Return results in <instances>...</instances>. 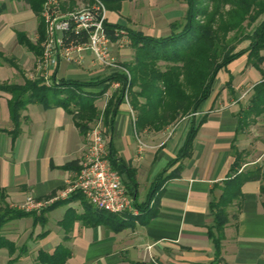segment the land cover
Segmentation results:
<instances>
[{
  "label": "crops",
  "instance_id": "0c3cea01",
  "mask_svg": "<svg viewBox=\"0 0 264 264\" xmlns=\"http://www.w3.org/2000/svg\"><path fill=\"white\" fill-rule=\"evenodd\" d=\"M185 11L181 0L123 1L119 11L108 12L107 23L161 38L171 33L170 25L181 21ZM11 15L9 22L0 23V51L16 49L17 31L29 38L24 28H14L22 27L21 14ZM124 45L112 43L113 53H118L122 64L133 54L129 53L133 51L129 38ZM19 52V70L9 65L10 76L0 78V83L23 84L24 78L36 77L37 57L25 48ZM261 54L264 56V51ZM260 70L264 72V61L258 69L245 55L234 60L219 72L224 75L216 78L209 99L196 113L160 132L136 131L133 111L125 102L119 105L111 128L104 126L102 113L114 91L109 87L95 100L100 111L97 120H101L107 149L111 148L115 158L130 170L133 185L127 177L125 184L138 214H120L106 220L108 213L97 212L85 199L72 194L45 211L41 222L27 216L5 224L1 235L14 243L16 250L9 253L0 249V264H40L36 261L38 251L49 254L57 246L68 253L64 264H152L144 260L146 246H151L155 264H264V209L259 181L245 182L241 196L227 207L228 221L216 263L214 245L208 237L213 224L210 204L218 200L224 183L233 175L234 153H242L240 171L264 161V148L249 160L254 151L260 150L261 142L255 139L257 135L249 136L239 126V110L244 108L252 87L261 81ZM107 75L86 55L81 65L60 60L51 79L87 82ZM7 99L0 94V196L14 208L29 194L36 199L53 197L74 181L85 154L87 132L82 135L72 115L63 108L33 103L21 111L19 132L12 140ZM192 124L197 130L191 156L172 166L166 174L174 173L177 167L179 171L149 197L154 180L176 157ZM68 163L72 164L66 167Z\"/></svg>",
  "mask_w": 264,
  "mask_h": 264
},
{
  "label": "trees",
  "instance_id": "16d2710c",
  "mask_svg": "<svg viewBox=\"0 0 264 264\" xmlns=\"http://www.w3.org/2000/svg\"><path fill=\"white\" fill-rule=\"evenodd\" d=\"M16 1L24 2L36 17L38 35L37 40L32 42L25 32L17 31L15 33L17 43L39 57L41 55L39 44L44 37L43 22L40 18L44 0ZM101 1L108 11L117 12L121 2L132 0ZM183 2L186 5L184 17L181 21L170 25L171 33L166 37L154 38L124 26L106 24L112 41L118 39L120 36L118 32L122 31L121 29L126 30L124 32L131 41L133 56L129 62L123 64L128 70L129 80L122 73H111L87 82L61 78L58 81L54 80L50 86H46L41 77L24 78L21 85L1 82L0 94L8 97L12 140L19 132L21 111L33 103L44 108H63L72 115L79 132L85 135L90 125L100 115L95 100L101 98L113 82H118L119 88L112 92L106 102L102 113L104 126L111 128L119 105L125 102L124 92H126L128 105L134 112L135 130L159 132L171 123L196 113L200 105L209 99L219 72L226 69L234 60L245 55L250 65L260 69L264 61V56L261 54L264 51V19L256 23L264 16V0H183ZM69 5L70 8L74 7L73 2ZM4 9V4H1L0 14ZM244 42H247V45L238 48ZM0 62L8 63L19 70L17 64L12 59L5 58L1 52ZM260 72L261 81L252 87L246 107L239 110L242 116L239 122L240 129L248 126L249 119L264 114V72L262 70ZM92 88L99 90L87 91ZM196 130L197 127L192 124L176 157L168 162L154 180L149 197L179 171L177 167L174 173L166 174L172 166L191 156ZM232 150L234 151L235 148ZM107 154L111 168L121 176L129 194V185L125 184L127 177L128 182L133 185L129 168L115 158L111 148L107 149ZM234 154L235 159L231 168L233 175L224 183L218 200L210 204L213 224L208 228V237L215 249L214 263L220 259L223 229L228 221L226 209L241 196V186L245 182H260L259 192L263 197L264 209V161L252 169L240 171L243 163L242 153ZM71 164H66V167ZM76 196L84 199L79 193ZM53 206L55 205L44 209L36 216L35 213H25L10 207L4 201V197L0 196V249H6L9 253L16 250L14 243L1 235L5 224L27 216H32L35 223L41 222L42 214ZM108 214L106 220L116 217L114 214ZM67 256L66 249L57 246L49 254L39 250L36 261L40 264H64Z\"/></svg>",
  "mask_w": 264,
  "mask_h": 264
},
{
  "label": "built area",
  "instance_id": "2783aa9c",
  "mask_svg": "<svg viewBox=\"0 0 264 264\" xmlns=\"http://www.w3.org/2000/svg\"><path fill=\"white\" fill-rule=\"evenodd\" d=\"M69 0H44L40 18L44 37L41 55L36 63V77H41L46 86L54 80L51 73L59 61L81 65L86 55L92 62L109 74L122 73L129 80L126 67L115 57L112 41L107 32V11L101 0H92L80 8L69 6ZM119 45L128 39L125 32H118ZM112 89L119 88L118 82L111 83ZM125 103L128 104L124 92ZM105 107V106H104ZM103 107V108H104ZM87 145L74 181L61 193L46 199H36L31 194L14 208L25 213L39 215L44 209L72 194H81L89 205L98 211L120 215H137L130 195L122 183L121 176L109 163L106 140L101 120H97L86 133ZM144 260L155 264L151 246L144 247Z\"/></svg>",
  "mask_w": 264,
  "mask_h": 264
},
{
  "label": "rangeland",
  "instance_id": "374dc122",
  "mask_svg": "<svg viewBox=\"0 0 264 264\" xmlns=\"http://www.w3.org/2000/svg\"><path fill=\"white\" fill-rule=\"evenodd\" d=\"M75 7L76 8H80L82 5H85L86 3L90 4L92 2V0H73ZM145 3V2H144ZM153 3V2H152ZM4 4L5 9L4 11L0 14V23L3 24L4 22L7 23L9 22V20H11L12 15L14 13H19L22 16V20H21V26H16L14 27L15 29H21L24 28L27 31V34L29 35V38L31 39L32 42H35L37 40V31H36V27H37V20L36 17L31 13L30 10H28V6L22 2V1H16V0H0V5ZM104 4V3H103ZM154 4V3H153ZM152 4V5H153ZM181 4L185 5L183 0H181ZM70 6V5H69ZM156 5L153 6V8ZM105 7V5H104ZM145 8V6H144ZM106 11H107V15H108V9L105 7ZM19 16V17H21ZM19 19V18H17ZM16 19V20H17ZM264 19V16L261 17L258 22L256 24H258L261 20ZM9 24V23H8ZM255 24V25H256ZM123 32L126 30L125 29H121ZM42 42V41H41ZM41 42L39 44L40 48H41ZM131 42V41H130ZM13 43V41L11 42ZM11 45V44H10ZM17 45V44H16ZM123 48L126 46L124 44H122ZM247 45V42L242 43L238 48H242L245 47ZM121 46V45H120ZM9 48V47H8ZM22 49H24L23 47L17 45L16 49H12V50H7V51H0L5 58L7 59H12L14 61V63H17L18 60H20L21 57V53L19 51H21ZM25 51V50H24ZM19 52V53H18ZM133 53V51H131V49L129 50V53ZM118 53H116L115 57L119 60V57L117 56ZM133 56V54H132ZM131 56V58H132ZM39 59V57H37V60ZM120 62V61H119ZM159 65H162L161 63H159ZM0 66H2L3 70L0 71V78H8V76H10V73L12 70H10V66L8 65V63L6 65H3L2 62H0ZM12 69V68H11ZM222 75L224 74H219L217 78L221 79ZM20 82V81H18ZM12 84H18L17 82H12ZM21 85V84H18ZM251 94V93H250ZM246 100V98H245ZM248 101V99H247ZM247 101L245 102L244 108L247 105ZM243 108V107H242ZM134 114V112H133ZM134 116V115H133ZM249 124L248 126H246L244 129L246 130V133L249 136H255L257 135V137L255 139H258V141L261 142V146H260V150L259 151H254L248 158L249 160L256 158L258 155L261 154V151L264 148V114H262L261 116L257 117V118H251L248 120ZM94 123V122H93ZM92 123V124H93ZM91 124V125H92ZM175 124V122L171 123L170 125H168L165 129H168L170 127H172ZM165 129H163L162 131H164ZM146 131H152V130H146ZM154 132V131H152ZM160 132V131H159ZM254 139V138H253ZM254 139V140H255ZM257 165V164H255ZM255 165L246 167L245 169H252L253 167H255ZM244 169V170H245ZM16 209V208H15Z\"/></svg>",
  "mask_w": 264,
  "mask_h": 264
}]
</instances>
